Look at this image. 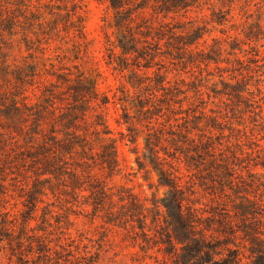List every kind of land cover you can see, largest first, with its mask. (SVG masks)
Returning <instances> with one entry per match:
<instances>
[{
    "label": "trees",
    "instance_id": "16d2710c",
    "mask_svg": "<svg viewBox=\"0 0 264 264\" xmlns=\"http://www.w3.org/2000/svg\"><path fill=\"white\" fill-rule=\"evenodd\" d=\"M107 1V65L128 72L138 90L132 96L122 88L118 100L135 113L123 108L120 134L135 146L139 171L157 174L152 185L163 197L149 215L131 188L113 183L122 169L107 121L111 99L78 65L57 69L46 57L53 43L67 39L77 52L87 49L82 0H0V195L12 180L33 193L36 211L37 195H47L44 184L56 179L67 204L79 200L95 217L102 213L106 225L129 231L135 246L156 251L164 264H264V136L255 134L264 132V90L252 89L251 66L259 67L260 52L240 58L237 51L246 53L249 43L238 37L213 38L201 49L207 25L173 17L201 0ZM217 2L212 24L223 26L236 2ZM249 18L241 34L252 42L263 27L260 19L248 25ZM212 64L219 83L209 87L204 73L214 76ZM0 216V242L11 244L15 215L0 204ZM26 230L16 242L21 254L32 238ZM59 246L57 264L95 262L76 240Z\"/></svg>",
    "mask_w": 264,
    "mask_h": 264
},
{
    "label": "rangeland",
    "instance_id": "374dc122",
    "mask_svg": "<svg viewBox=\"0 0 264 264\" xmlns=\"http://www.w3.org/2000/svg\"><path fill=\"white\" fill-rule=\"evenodd\" d=\"M82 1L84 4L83 15L88 43L87 49L83 48L79 53L76 51L73 42L67 39L63 42L53 43L46 57L50 58L49 62H52L57 69L78 65L88 76L96 79L99 91L105 93L111 99V103L106 110L107 121L111 130V137L117 139V153L122 169L121 174L114 178L113 183L116 186L124 185L131 188L133 193L145 204L147 213L151 215L155 200L163 197L165 191L163 189L159 190L156 187L157 185H152L157 183L156 173L152 172L150 175H146L144 171H139L136 164L135 146L127 139L122 140L120 134H126V127L117 123L122 116L123 108H129L130 112L135 113L134 110H131V105L118 100L122 96V88L125 87L132 96H135L138 90L129 83L128 72L119 73L108 66L106 62L104 20L111 21L113 12L109 8L107 0ZM235 2L234 10L229 16L230 22L223 26L212 24V10H218L217 0H211L210 2L201 0L199 5L192 8L187 14L173 17L184 22L194 20L197 23L207 25V34L205 35L207 44L204 45L202 41L201 49L212 45L213 38L225 40L228 37H238L240 41L249 43L243 46L247 50L246 53L240 54L239 51L237 53L240 58L247 60L248 57H253L256 52H260L259 67H256L255 64L251 65L256 72L252 78V84L254 85L252 89L256 90L258 86L264 90V0H235ZM55 3L57 5L61 4L58 1H55ZM259 8L261 9L259 10ZM248 17H250L248 25L254 24L260 19L263 27V31L257 33L256 37L258 39L252 42H248L245 35L241 34ZM244 27L249 30L248 26ZM111 32L112 30H109V33ZM227 47L230 49L229 45ZM49 62L47 61V63ZM221 66L227 67V64ZM209 71L214 76H207L205 72L206 77L203 83L210 87L214 83H219L218 76L220 74L214 64L210 66ZM189 75L182 73L184 78H188ZM173 77L174 74H170L169 78L172 79ZM225 77L228 79V74ZM34 93L39 92L38 90L29 92L32 102H36ZM204 98L208 102L206 95H204ZM208 104L209 108L218 109L211 102ZM257 130L259 131H256L255 134L261 139L264 132L260 129ZM143 143L142 136L139 139L140 151ZM261 144L264 145V142L262 141ZM12 185H14L12 180L9 181V184L7 183V194L6 196L0 195V204L15 215V227L13 228L15 236L11 244H8L6 237L4 243L0 242V264H57V252H61L59 245L61 243L67 245L70 240H76V243L80 244V251L83 255L84 246L88 247L87 251H90V255L95 258L93 264H164L161 256H159V261L156 259L158 257L156 251L150 250L146 253L139 246H135L130 238L129 231L118 226L106 225L101 218L102 213H100V216L95 217L92 208H83L79 200L73 201V204H67L66 197L57 191L56 179H53L49 184H44L47 195H37L35 201H38V207L36 211H33L32 203L35 198L32 196L33 193L29 189L22 192ZM1 197H4L6 201ZM70 200L72 199L70 198ZM203 202H209L208 198L203 199ZM2 210L4 211V208ZM1 222L2 216H0V238L5 235L4 225ZM24 227L27 228L26 233L28 236L32 238L29 240L24 239L23 253L21 254L16 242ZM46 246L50 249L49 253H47ZM99 251L100 257L96 255ZM82 263L87 264V260H82ZM60 264H75L74 258L67 263L61 261Z\"/></svg>",
    "mask_w": 264,
    "mask_h": 264
}]
</instances>
